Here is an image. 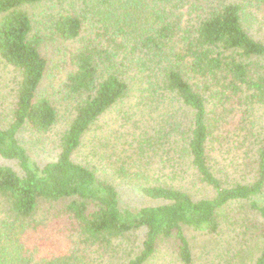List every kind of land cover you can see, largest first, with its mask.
Instances as JSON below:
<instances>
[{
	"label": "trees",
	"instance_id": "16d2710c",
	"mask_svg": "<svg viewBox=\"0 0 264 264\" xmlns=\"http://www.w3.org/2000/svg\"><path fill=\"white\" fill-rule=\"evenodd\" d=\"M0 65L12 73L0 158L16 166L0 165V264H147L165 250L179 264H264V0H0ZM61 102L59 153L40 166L19 136L49 133ZM112 112L141 137L119 145L139 157L162 145L173 176L142 186L154 204L137 211L117 180L139 170L75 159L108 119L113 130ZM105 132L90 158H109Z\"/></svg>",
	"mask_w": 264,
	"mask_h": 264
},
{
	"label": "rangeland",
	"instance_id": "374dc122",
	"mask_svg": "<svg viewBox=\"0 0 264 264\" xmlns=\"http://www.w3.org/2000/svg\"><path fill=\"white\" fill-rule=\"evenodd\" d=\"M32 15H34L33 17L35 20H38L40 17V14L36 10H33ZM50 46L51 45H48V47ZM50 48H51V53L53 54L52 50H54V48L52 46ZM11 77H12V73L10 72V70L7 68L5 69L3 66L0 65V112L3 111L2 109L6 107L7 102L9 101V87L10 86L9 85L5 86L4 83H6L7 81L11 82L12 81ZM54 85L55 84L52 82V80L45 79L41 87V90L47 93H51L52 91L54 92L53 90ZM52 101L55 103H58V101L54 99H52ZM60 101H62V99H60ZM61 104L62 105H59L60 119L49 133L40 135V134H36L28 130H23L19 136L20 144L22 145V147L25 149L29 157L36 164L40 166H42L43 164L47 162L54 161L57 154L59 153V137L61 136L62 132H64L66 129L67 122L70 118L69 116L71 115V109H72V106L70 104L68 105L65 102H61ZM117 116L118 115H115V113L113 112L111 113V117L112 119H114V122H115L113 130H112V121L108 119V123L106 124L105 122L106 127L101 128L100 126L101 130L98 129L96 134L90 133L89 135H87V137L85 138L84 144L80 148L79 153L75 156V159H77L78 161L88 160L92 163H99L101 164V166L99 167V173L102 174L106 171V174H108L109 176L113 175L112 171H109L110 169L108 168H104V166L106 164L107 165L112 164V161L113 162L117 161L114 166L115 169L118 166L117 163H120L121 164L120 166H124V169H126L125 172L132 173L133 171L139 170L134 177H129L128 175L127 176L124 175L122 179H119L118 177L119 180H117V190L119 191L122 197L123 206L132 211H137L138 209L144 206H149V205L154 204L153 202L147 200L144 196H142L140 192V188H142V186H146L147 184H150V183L156 184V183L170 181L173 178V176L172 175L170 176L168 172L169 170L168 168L162 169L160 161L163 159V157L165 158V155H166L165 154L166 152H164V147L162 145H159L156 148L142 149L140 151V155H141L140 157L136 155L134 156L128 150L127 146L119 145L118 143L119 140H121L122 142L125 141V144L126 143L133 144L134 139H140L141 137L138 135L137 131L134 129L135 127H133V123H134L133 118H130V122H128L127 119H124L128 124H123V122H121L120 120L123 118H120L118 116V119H117ZM139 118L140 117H138L137 119L139 120ZM261 123L264 124V120ZM258 127L262 128L264 126L259 124ZM102 132L103 133L105 132L106 135L111 134L112 139L111 137H109L111 146H108V148L110 147V150H109L110 156L108 159L107 158L105 159V157L102 156V154H100V156L96 155V157L90 158V154H91L90 149L93 147V143H94V142H91V140L94 139L95 136H97L96 137L97 139L98 134ZM118 135H121V139L116 140L115 138ZM105 143H107V139L105 140ZM121 147H123L122 154L120 158H118L120 159V161H118V159H116L115 152ZM97 148L99 149L100 146H98ZM103 149L104 151L107 150V148H104V147ZM229 157H231V154L228 155V158H227L228 162L232 160V158L229 159ZM139 160L141 162H138ZM0 165H8V166H13V168H16V166L13 163L10 164L9 162L2 160L1 158H0ZM198 193L200 194L202 193V195H207L203 190L202 192L198 191ZM50 212L52 213V210H50ZM242 226L243 227L236 225L235 226L236 231H245L246 227L244 225ZM228 227L231 228V225ZM227 236L229 238H234L236 237V234H234L233 231H230L227 233ZM241 238L242 237L238 238L237 241H241ZM244 241L248 242L247 239H245ZM198 243L200 244V240L192 242V245H194V247H197L195 248L197 249V251L201 249V246H198ZM125 247H130V248L135 249L136 240L134 238H132L131 240H128V242H126L125 244ZM112 264H117V261H114ZM147 264H179V263L171 260V254H169L167 250H165V252H163V256L158 255L154 261L152 260Z\"/></svg>",
	"mask_w": 264,
	"mask_h": 264
}]
</instances>
